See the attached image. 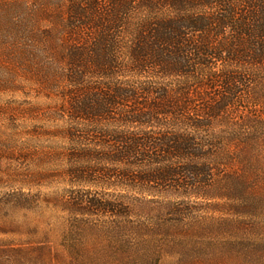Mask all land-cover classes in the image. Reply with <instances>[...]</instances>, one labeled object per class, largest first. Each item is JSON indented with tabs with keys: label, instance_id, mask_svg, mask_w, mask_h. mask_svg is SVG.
Segmentation results:
<instances>
[{
	"label": "trees",
	"instance_id": "trees-1",
	"mask_svg": "<svg viewBox=\"0 0 264 264\" xmlns=\"http://www.w3.org/2000/svg\"><path fill=\"white\" fill-rule=\"evenodd\" d=\"M67 10L75 37L64 40L54 131L73 188L69 228L103 230V252L125 264L212 242L186 199H232L240 215L264 184V0H69ZM174 195L184 202L160 199Z\"/></svg>",
	"mask_w": 264,
	"mask_h": 264
},
{
	"label": "rangeland",
	"instance_id": "rangeland-1",
	"mask_svg": "<svg viewBox=\"0 0 264 264\" xmlns=\"http://www.w3.org/2000/svg\"><path fill=\"white\" fill-rule=\"evenodd\" d=\"M68 2L0 0V226L6 222L11 231L0 232V250L18 249L0 252V264L126 263L111 256L110 246L103 252L111 242L103 230L69 228L65 194L73 188L63 175L65 145L54 131L61 127L54 110L66 82L64 40L75 37L66 19ZM257 173L264 178V162ZM19 191L28 194L26 202L17 209L5 205ZM126 195L134 201L138 194ZM160 199L184 202L175 195ZM187 200L190 216H201L213 241L166 249L151 264H264V184L254 186L246 199L252 209L240 215L232 199ZM89 220L102 224L95 215Z\"/></svg>",
	"mask_w": 264,
	"mask_h": 264
}]
</instances>
